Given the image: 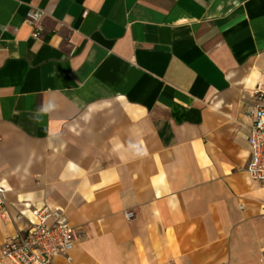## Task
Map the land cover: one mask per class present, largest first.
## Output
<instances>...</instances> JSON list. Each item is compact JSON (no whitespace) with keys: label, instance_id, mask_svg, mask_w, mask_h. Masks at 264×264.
I'll return each instance as SVG.
<instances>
[{"label":"crops","instance_id":"1","mask_svg":"<svg viewBox=\"0 0 264 264\" xmlns=\"http://www.w3.org/2000/svg\"><path fill=\"white\" fill-rule=\"evenodd\" d=\"M263 86L264 0H0L5 210L60 206L71 264H264Z\"/></svg>","mask_w":264,"mask_h":264},{"label":"built area","instance_id":"2","mask_svg":"<svg viewBox=\"0 0 264 264\" xmlns=\"http://www.w3.org/2000/svg\"><path fill=\"white\" fill-rule=\"evenodd\" d=\"M42 17L38 9L30 8L25 21L33 26ZM39 29L33 32L38 36ZM253 101L247 106L251 118L246 138L248 161L245 167L252 181L264 183V86L252 93ZM0 212L15 222L24 221L21 213L10 217L5 210V189L0 185ZM127 219L133 217L132 211H123ZM81 231L72 226L64 210L58 205L43 204L34 208L23 226H17L0 247V263L4 264H71L72 251Z\"/></svg>","mask_w":264,"mask_h":264}]
</instances>
